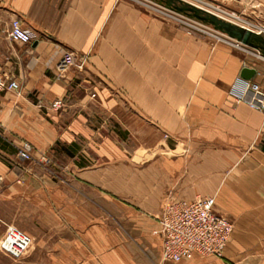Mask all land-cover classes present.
Here are the masks:
<instances>
[{
	"label": "crops",
	"instance_id": "0c3cea01",
	"mask_svg": "<svg viewBox=\"0 0 264 264\" xmlns=\"http://www.w3.org/2000/svg\"><path fill=\"white\" fill-rule=\"evenodd\" d=\"M231 1L264 30V0ZM66 51L85 66L58 77ZM245 67L264 89L263 58L130 0H0V73L20 84L0 96V237H33L0 264H264V114L229 92ZM197 197L234 224L223 257L162 261L164 205Z\"/></svg>",
	"mask_w": 264,
	"mask_h": 264
},
{
	"label": "built area",
	"instance_id": "2783aa9c",
	"mask_svg": "<svg viewBox=\"0 0 264 264\" xmlns=\"http://www.w3.org/2000/svg\"><path fill=\"white\" fill-rule=\"evenodd\" d=\"M148 1L153 2L152 0ZM248 1L256 2L258 0ZM151 7L159 8L156 3H152ZM165 9L169 10L166 7ZM218 10L225 13L223 10ZM231 15L240 18L234 12ZM181 17L185 16L182 15ZM185 18L181 19V21L194 22L197 24V28L208 33L214 41L225 43L247 53H253L264 59V54L257 48L245 44L205 23ZM227 20L245 26L234 20ZM8 36L10 39L24 44H31L36 38V35L31 30L23 26L19 18L12 19ZM85 62V57L81 56L78 58L73 51H66L56 66L57 76L62 77L72 66L82 69L85 66ZM18 90H20V84L12 75L7 72L0 73V96L3 92ZM229 92L237 103L246 102L252 108L264 114V89L260 83L238 77L232 83ZM63 104V99L57 98L52 102V107L60 109ZM18 155L23 160L34 159L32 144L28 141L23 142L20 145ZM46 159V155H41L39 158L41 161ZM3 179L4 177L0 175V183ZM159 224L163 235L162 261L189 259L195 254L223 257L234 230L233 222L214 210V200L202 197H197L193 200L180 199L167 202L164 205ZM32 242L33 239L29 234L14 225H10L0 238V252L13 259H18L26 254Z\"/></svg>",
	"mask_w": 264,
	"mask_h": 264
},
{
	"label": "rangeland",
	"instance_id": "374dc122",
	"mask_svg": "<svg viewBox=\"0 0 264 264\" xmlns=\"http://www.w3.org/2000/svg\"><path fill=\"white\" fill-rule=\"evenodd\" d=\"M130 1L137 3L138 5L143 6V8L145 10L149 11L150 13H153L154 15L158 16L159 18H161L165 21L175 23L177 26H179L185 32H187L188 34H191V35L202 36V37H205L207 39L213 40V38L208 33L203 31L202 29L197 28V24H195L194 22L181 21V19H186L185 17L199 21L198 19L194 18L189 13L181 12L177 9V6H181L183 3H187L189 5L197 6V7H200L202 9L208 10V11H210V12L216 14L217 16L224 18L226 20L231 19V20H234V21L239 22L241 24H244L246 27L256 31L257 33H259L260 35H262L264 37V30L262 28L261 29L257 28L256 24L253 21H250L249 19H247L241 12H239L236 8H234L232 6L231 0H176L175 3L172 5L171 4L167 5V2L165 0H152L153 2H150L148 0H130ZM152 3L158 4L159 8H157V7H156V9L152 8L151 7ZM165 7L168 8L169 10H166ZM218 9L225 11V13L219 11ZM226 12H229V13H226ZM233 12L236 13L237 16H239L240 18H238L234 15H231ZM180 14L184 15L185 17H181L182 15H180ZM200 22H202V21H200ZM202 23H204V22H202ZM23 142H25V141H23ZM20 145H19V148H20ZM19 148H18V151H19ZM42 155H45V154H42ZM40 156L41 155H39L38 159L40 158ZM3 181H4V179H3ZM3 181L1 183H3ZM15 224L17 225L16 227H18L19 229L24 231L22 226L18 225L17 223H15ZM8 226H10V225H8V224L5 225L4 233L6 232V229ZM4 233H3V235H4ZM32 239H33V237H32ZM0 253H2V252H0ZM6 256H8V255H6ZM24 256L25 255H23L21 258L15 259V261H22ZM8 258L11 260H14L10 256H8Z\"/></svg>",
	"mask_w": 264,
	"mask_h": 264
},
{
	"label": "water",
	"instance_id": "95a60500",
	"mask_svg": "<svg viewBox=\"0 0 264 264\" xmlns=\"http://www.w3.org/2000/svg\"><path fill=\"white\" fill-rule=\"evenodd\" d=\"M165 1L167 2V5H172L176 0ZM177 9L181 12L189 13L194 18L206 24L212 25L215 29L226 33L227 35L238 39L245 44L256 47L261 51V53L264 54V37L256 31L235 22L221 18L208 10L189 5L187 3H183L181 6H177ZM255 73V69L245 67L242 71L241 76L246 79H251Z\"/></svg>",
	"mask_w": 264,
	"mask_h": 264
},
{
	"label": "bare ground",
	"instance_id": "6f19581e",
	"mask_svg": "<svg viewBox=\"0 0 264 264\" xmlns=\"http://www.w3.org/2000/svg\"><path fill=\"white\" fill-rule=\"evenodd\" d=\"M200 21V20H199ZM206 24V23H205ZM209 26L213 27L212 25L208 24ZM214 28V27H213ZM259 50V49H258Z\"/></svg>",
	"mask_w": 264,
	"mask_h": 264
}]
</instances>
